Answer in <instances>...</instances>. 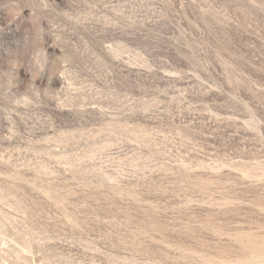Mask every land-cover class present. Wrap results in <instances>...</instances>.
Returning <instances> with one entry per match:
<instances>
[{"label":"rangeland","instance_id":"374dc122","mask_svg":"<svg viewBox=\"0 0 264 264\" xmlns=\"http://www.w3.org/2000/svg\"><path fill=\"white\" fill-rule=\"evenodd\" d=\"M0 264H264V0H0Z\"/></svg>","mask_w":264,"mask_h":264}]
</instances>
